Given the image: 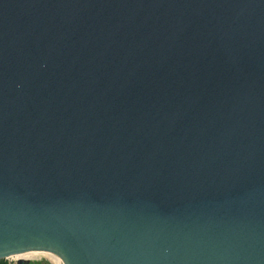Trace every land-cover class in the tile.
Returning a JSON list of instances; mask_svg holds the SVG:
<instances>
[{
  "label": "water",
  "instance_id": "1",
  "mask_svg": "<svg viewBox=\"0 0 264 264\" xmlns=\"http://www.w3.org/2000/svg\"><path fill=\"white\" fill-rule=\"evenodd\" d=\"M30 251L264 264V0H0V260Z\"/></svg>",
  "mask_w": 264,
  "mask_h": 264
},
{
  "label": "rangeland",
  "instance_id": "2",
  "mask_svg": "<svg viewBox=\"0 0 264 264\" xmlns=\"http://www.w3.org/2000/svg\"><path fill=\"white\" fill-rule=\"evenodd\" d=\"M34 257V255L30 256ZM40 258V259H36ZM27 260V259H25ZM30 264H57V260L54 261L52 257L49 254H38L34 259L28 260ZM7 264H17L18 259L10 257L9 259H6Z\"/></svg>",
  "mask_w": 264,
  "mask_h": 264
},
{
  "label": "bare ground",
  "instance_id": "3",
  "mask_svg": "<svg viewBox=\"0 0 264 264\" xmlns=\"http://www.w3.org/2000/svg\"><path fill=\"white\" fill-rule=\"evenodd\" d=\"M38 254H49L52 257L54 256L53 254L48 253V252H44V251H30V252H25V253H22V254H19V255L11 256V257L12 258L14 257V258H17V259L22 258V259L31 260V259H34L36 257V255H38ZM32 255H34V257H30ZM54 257L57 260V264H62V261H61V259L59 257H57V256H54Z\"/></svg>",
  "mask_w": 264,
  "mask_h": 264
},
{
  "label": "trees",
  "instance_id": "4",
  "mask_svg": "<svg viewBox=\"0 0 264 264\" xmlns=\"http://www.w3.org/2000/svg\"><path fill=\"white\" fill-rule=\"evenodd\" d=\"M0 264H7L6 259L0 260Z\"/></svg>",
  "mask_w": 264,
  "mask_h": 264
},
{
  "label": "built area",
  "instance_id": "5",
  "mask_svg": "<svg viewBox=\"0 0 264 264\" xmlns=\"http://www.w3.org/2000/svg\"><path fill=\"white\" fill-rule=\"evenodd\" d=\"M54 256H55V255H54ZM54 256H53V257L51 256V257H52V259H53L54 261H56V258H55ZM9 258H10V257H9ZM9 258H7V259H9Z\"/></svg>",
  "mask_w": 264,
  "mask_h": 264
},
{
  "label": "flooded vegetation",
  "instance_id": "6",
  "mask_svg": "<svg viewBox=\"0 0 264 264\" xmlns=\"http://www.w3.org/2000/svg\"><path fill=\"white\" fill-rule=\"evenodd\" d=\"M36 259H40V258H36Z\"/></svg>",
  "mask_w": 264,
  "mask_h": 264
}]
</instances>
